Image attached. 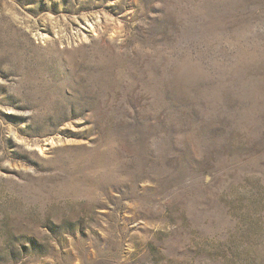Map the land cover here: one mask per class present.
<instances>
[{
	"label": "rangeland",
	"instance_id": "obj_1",
	"mask_svg": "<svg viewBox=\"0 0 264 264\" xmlns=\"http://www.w3.org/2000/svg\"><path fill=\"white\" fill-rule=\"evenodd\" d=\"M0 264H264V0H0Z\"/></svg>",
	"mask_w": 264,
	"mask_h": 264
}]
</instances>
